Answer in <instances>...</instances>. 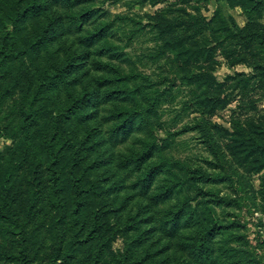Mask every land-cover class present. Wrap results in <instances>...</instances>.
<instances>
[{"label":"trees","instance_id":"trees-1","mask_svg":"<svg viewBox=\"0 0 264 264\" xmlns=\"http://www.w3.org/2000/svg\"><path fill=\"white\" fill-rule=\"evenodd\" d=\"M104 1L0 0V139L12 141L0 152V264H258L224 216L232 200L215 188L235 172L214 144L259 173L264 126L211 118L264 95V0H215L240 8L242 28L184 9L142 24ZM133 42L151 46L131 55ZM217 57L250 73L219 82ZM191 132L209 152L200 165L166 154Z\"/></svg>","mask_w":264,"mask_h":264},{"label":"rangeland","instance_id":"rangeland-1","mask_svg":"<svg viewBox=\"0 0 264 264\" xmlns=\"http://www.w3.org/2000/svg\"><path fill=\"white\" fill-rule=\"evenodd\" d=\"M126 0H120L118 3H113L112 0H105L100 7L109 12L111 15H137L142 17V24H146V16H152L158 11L166 10L172 16H178V10L184 9L189 14H200L205 18L206 23L211 21L212 24L216 18L222 16L230 24L229 20L233 19L238 27L242 28L246 24V19L240 8L229 9L225 2L215 0H190L185 3V0H158L155 6L149 4L134 7L129 13L125 6ZM197 8L198 11L195 10ZM219 12L216 13V11ZM198 12V13H197ZM215 16V17H214ZM213 20V21H212ZM9 27V26H8ZM10 29V27L8 28ZM146 44L133 42L130 48L126 49L131 55L134 52H141L144 48H149ZM217 64L211 72L212 76L219 82H222L226 76H234L235 74H249L250 68L244 64L228 67L225 59L217 57ZM139 71H144L146 74L151 73V69L142 65L137 67ZM230 102L226 107L216 110L211 118V122L223 126L228 130L232 126L233 121H239L242 126H245L246 121H252L255 124L264 126V95L260 91L250 92L247 97L240 99L239 96ZM250 102H254L255 107H250ZM196 116L193 114L192 117ZM231 130V129H230ZM195 132L187 133L176 139L175 143L168 147L166 154L168 157L182 159L185 156L195 158V163L201 164V160L209 156L206 147L200 145L201 138L197 139ZM159 137L165 136L164 130L157 132ZM259 136L257 140H259ZM220 140V141H219ZM215 140L214 147L220 154V160H224L225 171L233 170L235 178L231 185H218L220 196H227L232 200V205L226 209L224 215L228 220H235L238 224V234L242 237L240 244H245L249 251L255 255L258 264H264V170L259 173H253L246 170L240 164L231 159L226 149V143L219 139ZM183 143H187L183 147ZM12 147V141L8 139H0V152L6 154ZM225 156V159H224ZM221 214V211L218 210ZM236 246V243L231 244ZM122 248V238L119 237L113 244V249Z\"/></svg>","mask_w":264,"mask_h":264}]
</instances>
